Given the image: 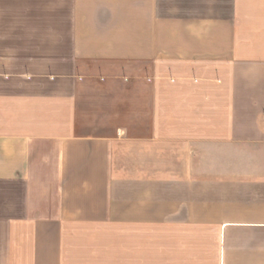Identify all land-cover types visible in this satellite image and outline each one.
Instances as JSON below:
<instances>
[{
	"label": "crops",
	"instance_id": "obj_1",
	"mask_svg": "<svg viewBox=\"0 0 264 264\" xmlns=\"http://www.w3.org/2000/svg\"><path fill=\"white\" fill-rule=\"evenodd\" d=\"M0 264H264V0H0Z\"/></svg>",
	"mask_w": 264,
	"mask_h": 264
}]
</instances>
